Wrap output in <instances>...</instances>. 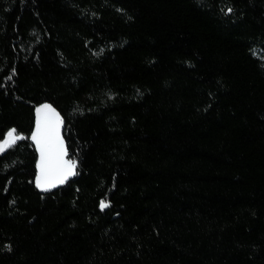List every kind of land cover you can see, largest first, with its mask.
<instances>
[{"label": "trees", "instance_id": "1", "mask_svg": "<svg viewBox=\"0 0 264 264\" xmlns=\"http://www.w3.org/2000/svg\"><path fill=\"white\" fill-rule=\"evenodd\" d=\"M44 102L77 160L47 190ZM12 127L0 264H264V0H0Z\"/></svg>", "mask_w": 264, "mask_h": 264}, {"label": "snow or ice", "instance_id": "2", "mask_svg": "<svg viewBox=\"0 0 264 264\" xmlns=\"http://www.w3.org/2000/svg\"><path fill=\"white\" fill-rule=\"evenodd\" d=\"M224 11L228 14L233 9L228 7ZM34 117L30 139L38 153L35 184L37 188L47 190L56 185L64 184L69 177L75 175L77 160L68 158V148L61 134L64 121L56 108L48 102L37 104L34 108ZM3 137L0 140V152L14 145L16 141L23 139L24 134L18 133L17 129L12 127L3 133ZM105 206V202L102 200L100 203L101 210ZM6 247L9 246L6 245Z\"/></svg>", "mask_w": 264, "mask_h": 264}, {"label": "rangeland", "instance_id": "3", "mask_svg": "<svg viewBox=\"0 0 264 264\" xmlns=\"http://www.w3.org/2000/svg\"><path fill=\"white\" fill-rule=\"evenodd\" d=\"M61 134H62V127H61ZM69 178H70V177H69ZM56 186H58V185H56ZM56 186H55V187H56ZM53 188H54V187H53ZM39 189H41V190H45V189H42V188H39Z\"/></svg>", "mask_w": 264, "mask_h": 264}]
</instances>
